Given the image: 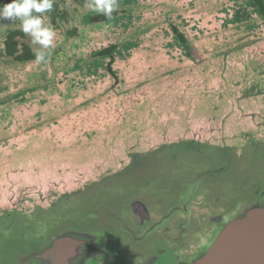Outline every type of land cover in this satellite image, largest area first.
Masks as SVG:
<instances>
[{
    "label": "rangeland",
    "instance_id": "obj_1",
    "mask_svg": "<svg viewBox=\"0 0 264 264\" xmlns=\"http://www.w3.org/2000/svg\"><path fill=\"white\" fill-rule=\"evenodd\" d=\"M243 2L118 0L112 20H96L87 2L62 0L65 18L45 16L57 33L45 64L4 55L19 23L0 21V255L14 225L72 224L126 262L120 225L84 212L119 203L128 183L161 175L175 189L225 150L240 188L264 180L263 21H226Z\"/></svg>",
    "mask_w": 264,
    "mask_h": 264
},
{
    "label": "flooded vegetation",
    "instance_id": "obj_2",
    "mask_svg": "<svg viewBox=\"0 0 264 264\" xmlns=\"http://www.w3.org/2000/svg\"><path fill=\"white\" fill-rule=\"evenodd\" d=\"M224 152L225 156L218 157L212 167L197 171L175 189L163 176H149L146 181L128 183L124 190L127 197H115L119 203L110 200L90 206L84 215L93 221L118 223L125 234L122 238L128 239L129 250L126 262L116 261L112 249L99 252V236L75 228L81 234L77 241L81 251L85 254L94 249L88 264H192L207 251L208 243L241 203L264 205L262 176L255 183L243 182L248 190L240 188L235 177L236 158L233 152ZM36 225L21 224L26 228L22 230L23 240L17 241L19 245L27 241L39 249L52 240V235L45 236L46 223ZM22 233L18 231V236Z\"/></svg>",
    "mask_w": 264,
    "mask_h": 264
},
{
    "label": "water",
    "instance_id": "obj_3",
    "mask_svg": "<svg viewBox=\"0 0 264 264\" xmlns=\"http://www.w3.org/2000/svg\"><path fill=\"white\" fill-rule=\"evenodd\" d=\"M231 216L208 243L207 251L192 264H264V205L241 203ZM20 227L13 226L12 237L18 231L23 232ZM75 228L66 224L59 230H49L45 236L52 235V240L39 249L27 241L19 245L18 239L23 240L24 236L17 235L15 240L11 237L10 244L5 242L10 248L0 255V264H88V259L92 258L90 251L94 249L85 254L81 251L82 247L77 243L81 234L78 235L79 230ZM99 252L103 250L99 249Z\"/></svg>",
    "mask_w": 264,
    "mask_h": 264
},
{
    "label": "clouds",
    "instance_id": "obj_4",
    "mask_svg": "<svg viewBox=\"0 0 264 264\" xmlns=\"http://www.w3.org/2000/svg\"><path fill=\"white\" fill-rule=\"evenodd\" d=\"M55 0H11L0 7V21L19 20L20 30L31 37V44L39 47L34 50L35 62L45 64L51 51L56 48V31L45 24V14L54 10ZM86 6L107 20L113 19L118 12V0H87Z\"/></svg>",
    "mask_w": 264,
    "mask_h": 264
},
{
    "label": "trees",
    "instance_id": "obj_5",
    "mask_svg": "<svg viewBox=\"0 0 264 264\" xmlns=\"http://www.w3.org/2000/svg\"><path fill=\"white\" fill-rule=\"evenodd\" d=\"M62 1V0H61ZM60 0H55L54 3V10L50 13H46L45 16H49L52 22H55L57 18L59 17H66L67 13L62 11V8L60 7ZM87 2V0H83V2ZM11 2V0H0V7H2L4 4H7ZM245 2V3H244ZM242 5H238L237 9L234 10V13L232 15V18L229 21V18L226 19L227 24L229 25H239L240 23L248 20V16L250 14H256L259 16L263 21L264 26V0H244ZM248 8H251V10H248ZM226 9V8H225ZM228 9V8H227ZM118 12H120L118 10ZM118 12L114 13L116 15ZM225 13V12H224ZM93 19H107L103 14H100L98 17H94ZM15 23H19L18 29L10 31L5 38H3V46L2 51L3 54L14 58L18 61H23L24 59H32L34 58V52L31 50L29 45L26 43V35L20 30V24L21 22L19 20L15 21ZM222 24V23H221ZM226 24V22H225ZM223 26V25H222ZM171 34L173 35V38L171 40L174 42L173 44L178 47L180 52L184 53L185 55L189 54V49L186 50V37L181 32L178 31V29L175 26H171ZM176 41V42H175ZM116 46H111L107 48L105 51L101 53L105 54L107 52H111ZM26 51V54L21 55L20 52Z\"/></svg>",
    "mask_w": 264,
    "mask_h": 264
}]
</instances>
